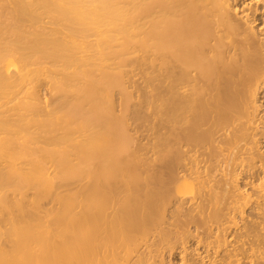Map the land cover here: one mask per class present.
Masks as SVG:
<instances>
[{"label": "bare ground", "instance_id": "1", "mask_svg": "<svg viewBox=\"0 0 264 264\" xmlns=\"http://www.w3.org/2000/svg\"><path fill=\"white\" fill-rule=\"evenodd\" d=\"M177 245L264 264V0H0V264Z\"/></svg>", "mask_w": 264, "mask_h": 264}, {"label": "rangeland", "instance_id": "2", "mask_svg": "<svg viewBox=\"0 0 264 264\" xmlns=\"http://www.w3.org/2000/svg\"><path fill=\"white\" fill-rule=\"evenodd\" d=\"M131 80L132 81H137L136 83L141 81V77H140L139 71L137 69H133L132 79ZM247 186L245 188H247ZM185 246L189 248L186 251L189 252L190 249H191L192 250V254H194V255L196 253H200L202 251V249L198 251V248H200V246H198V245L196 246L195 239H193L191 237L189 238V242L185 243ZM181 252H182V249L180 248L179 245H177V249H173L171 255L169 253H166L165 254V262H166V264H168L169 262H171L173 264H186V262L182 263V260H180V258L183 257Z\"/></svg>", "mask_w": 264, "mask_h": 264}]
</instances>
